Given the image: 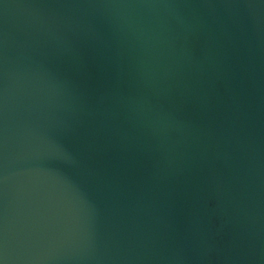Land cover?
Wrapping results in <instances>:
<instances>
[{
	"label": "water",
	"instance_id": "1",
	"mask_svg": "<svg viewBox=\"0 0 264 264\" xmlns=\"http://www.w3.org/2000/svg\"><path fill=\"white\" fill-rule=\"evenodd\" d=\"M4 264H264V0H0Z\"/></svg>",
	"mask_w": 264,
	"mask_h": 264
},
{
	"label": "snow or ice",
	"instance_id": "2",
	"mask_svg": "<svg viewBox=\"0 0 264 264\" xmlns=\"http://www.w3.org/2000/svg\"><path fill=\"white\" fill-rule=\"evenodd\" d=\"M0 264H4V260L3 259H0Z\"/></svg>",
	"mask_w": 264,
	"mask_h": 264
}]
</instances>
